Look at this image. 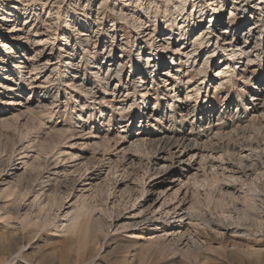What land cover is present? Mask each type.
Wrapping results in <instances>:
<instances>
[{"label":"rangeland","instance_id":"obj_1","mask_svg":"<svg viewBox=\"0 0 264 264\" xmlns=\"http://www.w3.org/2000/svg\"><path fill=\"white\" fill-rule=\"evenodd\" d=\"M168 1L0 0V264H264V236L247 220L264 210V101L258 100L257 89L264 83V19L257 14L227 21L232 33H241V44L244 33L251 31L246 45L255 48L250 62L246 57L243 63L230 60L233 67L243 65L234 72L232 84L216 87L220 58L202 72L213 47L199 48L194 67L185 58L178 66L168 64L169 57L161 53L159 59H167L161 76L177 72L167 77L176 95L194 92L195 85L205 82L198 103L196 94L187 99L189 113L183 120L181 112L170 114L168 102L174 100L179 107L184 100L170 99L165 83L151 84L158 75L153 78L155 69L144 65L154 42L178 15L173 0ZM193 3L186 0L189 14L196 8ZM201 4L208 14V4ZM138 19L145 27H139ZM209 27L205 16L186 41ZM153 30L158 31L154 41L148 35ZM173 34V44L181 45L176 29ZM138 49L143 50L140 58ZM118 60L121 65L107 70ZM33 64L41 68L34 70ZM140 69L145 71V86L135 77ZM132 102V108L122 110ZM228 105L233 116L215 121L208 137L193 128L194 110L198 114V109ZM139 115L145 116L143 133L153 136L143 151L123 154L126 144L115 140L109 150H96L93 157L92 149L79 146L104 136L114 139ZM181 131L194 139V147L183 152L185 160L190 151L198 153L192 167L182 161L172 164V179L152 175L162 148L181 149L176 136ZM171 135L177 138L168 139ZM202 149L214 153L212 162L200 160ZM83 151L84 157L73 161L70 154ZM197 169L198 182L191 180L187 193L185 186L178 192L185 177L177 174L194 176ZM100 172L103 188L94 196L90 183ZM108 185L113 187L111 195ZM157 194L171 209L192 206L200 219L174 224L165 213L150 219L161 211L159 206L151 209ZM74 201L92 211L75 230H67L62 222ZM182 229L186 236L180 240L173 232Z\"/></svg>","mask_w":264,"mask_h":264},{"label":"bare ground","instance_id":"obj_2","mask_svg":"<svg viewBox=\"0 0 264 264\" xmlns=\"http://www.w3.org/2000/svg\"><path fill=\"white\" fill-rule=\"evenodd\" d=\"M192 1H194L193 7H196V8L190 12L191 14H189L188 12H186V9H187L186 0H173L174 4L171 3V5H175L173 7L176 8V14H178V15H177V17L174 18V20H175V21L173 20L174 23H171V26L168 25V27H167V28L170 27L171 30L169 29V31L167 33L163 34L159 40H156L154 42V46H153L154 49H150L149 57L146 58V61H144L145 62L144 65H147L148 68H149V66H151L152 69H155L152 72L153 73L152 77L154 78L155 76L158 75L159 80L154 79L153 80L154 82L151 84H153L154 86H157L161 83H165L164 85L167 87L165 92H167V95L170 99H172V97H177V98H182V100H184L185 104H182L179 107H177L175 105L174 100L171 101V103L168 102V106H169L168 108H169L170 114L171 115L173 114L174 116H176L181 112L182 113L181 118L183 120H185V117L189 113V107H188L189 103L187 102L188 101L187 99L189 97L193 98V95L196 94L195 99H196V103H198V100L201 97V94L203 92V88H204L203 83H205V82H201L200 85L199 84L195 85V88H193L194 92H192V91L188 92V91H190V90H188L184 93V95L182 94V96L176 95L177 94L176 88L174 85L169 87V85H172L173 82H169V78H167V77L170 75H175V74H177V72L172 74L171 71H166L165 73H163L164 76H161V73L164 70L161 68L163 67V64L167 63L165 61L167 59H165V60L163 58L159 59V57L162 54H164L165 58L169 57L168 64H173L176 66L180 65L179 64L180 62L178 63L179 60H182V58H185L187 60V63L191 62L192 66L194 67V66H197L196 63H197V59L199 57V52H198L199 48H203L204 46L205 47L208 46L210 48L213 47V49L210 50V52H208L207 56L204 59V62L201 64V68L203 70L202 72H208L210 65L216 64V62L219 61V58H220V62H218V67L216 69L217 75H219L220 78L216 81H217V83L219 80H221V81H219V83L216 85V87L217 88L221 87L227 82L229 84H232L233 83L232 77L234 75V72L237 71L238 69H241L243 67V65L236 64V67H233L230 60L236 59L238 61V63H241L243 60L242 57H246V59L250 62L251 54L253 56L255 48L253 49L251 47L252 48L251 49V48H249L248 45H246L248 39L250 38V36H249V34L251 32L250 30H249L250 31L249 33H248V31H246L244 33V35L242 36L244 40H243V44H241V33H239V31L232 33V30H230V27L227 26V21L229 19L230 20L236 19V21H238L241 18L252 17V15L255 16L257 14H258L257 15L258 18L260 16L261 20L264 19V0H234V1L233 0H208L206 2H205V0H192ZM231 1H232V3L230 5H232V7L231 8L225 7L226 2H231ZM200 3H202L201 5H203V6L205 4H208V7L210 9V12L208 14L206 13V11H204L200 7V5H199ZM175 8H173V9L175 10ZM229 11H230V14H229ZM172 12L175 13V11H172ZM205 16L207 18H209V23H210L209 29L204 30L200 33H197L195 38H193L192 41L189 40L187 42L186 40L189 39L190 33L193 32L194 29H196L202 25V22L205 19ZM218 17H220V18L218 19ZM124 19H125V17H124ZM139 20H140L139 27H142V28L145 27L144 24H146V23L144 22V20L138 19L137 21H139ZM170 20L168 19V21H170ZM189 22H191V23H189ZM217 23H218V25L220 24V26H218ZM255 23L258 24V21H256ZM174 27H176L175 29H176V31H178V36L180 37V39H182V44H183V45L181 44L182 46L180 45V43H178L176 45L173 44V40L175 39V35L173 34L175 32V29H173ZM218 29H220L222 32H221V35H219L218 37L216 36V38H215L214 35L217 33ZM157 34H158V31H156V30L150 31V33L148 34L149 36H151L150 40L154 41L155 40L154 37ZM166 34H168L169 37H164V35H166ZM34 42L36 44V42H38V41H34ZM159 42H161V43L159 44ZM174 43H175V41H174ZM189 43L192 46V48L188 50V48L190 46ZM136 45H138V43H136ZM159 45H161V46H159ZM137 53L139 55V57H137V58H140L141 54H143V50L138 49ZM257 54L260 55L261 53H259V51H257L256 55ZM27 61L29 62L28 59H27ZM121 64H122V61L118 60V62H114L112 64L113 66L111 65L110 67H108L107 70H112L113 67H115L117 65H121ZM33 65H34V67H33L34 70L41 68V66H39V64H33ZM68 65L72 67V65H74V64L70 61L68 63ZM42 69H43V67H42ZM69 70H70V68H68L66 75L70 74L71 71H69ZM19 72H22V70L19 69ZM119 72H120L119 69L115 72L117 76L119 75ZM52 73H53V70H52ZM144 73H145V71L140 69L139 72L135 75L136 79L139 78L138 80L141 83L144 82L145 77H146V75H144ZM31 77L34 78V76H31ZM49 77H50V75H49ZM49 77H48V79H49ZM25 80H27V79L25 78ZM223 80H226V81L224 82ZM49 81H51V80H49ZM210 83H209V85H210ZM145 85L146 84L144 82L143 86H145ZM257 89L260 90V94L258 95V100L264 101V83L258 84ZM17 92H19V91H17ZM207 92H208V90H207ZM45 99H47V98H45ZM178 100H181V99H178ZM40 103H42V105H43L44 101L42 99H40ZM30 104H28V106ZM133 105H135V102H132L128 107L123 106L122 110L125 111L128 108H132ZM199 110H200V112L198 114H195L196 110H194L193 128L194 127L200 128V131L203 132V136H207V137L210 135L212 125L215 121H220L222 119L223 115H229V116L232 115L233 116V114H234V113H232L233 110L231 109V106H229V105L225 109H220V110H216V109H212V108H210L209 111L198 109V111ZM147 115H149V113H147ZM153 116H157L158 118L163 119V117H165V114L157 115V113H155V114H153ZM239 117H241V116H239ZM121 118H124V117L121 116ZM143 118H145V116L139 115L138 119H136L135 121L129 120L130 123L127 124V126L124 129L118 131L116 134V137L114 139H110L108 136H104V137L100 138L99 140H95L92 143H89L88 141H84V142L80 143L79 146H81V148L82 147L83 148L88 147V148L92 149L91 152H93V153L91 156H93V157L95 156L96 150H100V152L101 151L106 152V150H109L111 145L113 144L112 142H115V140L122 141L124 144H126L122 148L123 154L128 150H134V149L136 151H141V150L143 151L144 149L148 148V144L153 140V136L148 135L145 132L143 133V131H144L143 130V125H144ZM129 121H127V122H129ZM137 122H139L140 125H137ZM137 129H139V132L133 133V131H135ZM172 136H174V135H171L170 137H168V139H172L171 138ZM176 136H178V139H180V141H182V142H180L181 144L179 143L180 145L177 146L178 149H179V147H181V149H179L178 151L168 150L166 152L165 150H167V149L164 150V148H162V151L159 152V154H158L160 156L159 159H157L154 162V166H155L156 170L154 171V173L152 175H154V174L157 175L158 173H163L164 175H166L163 179H172L174 176L173 171L171 170L172 164L185 161V163L189 164L190 168L192 167L191 159L194 158L195 156H197L198 153L190 151L191 155H189V157H187V159L185 160L183 152H184V148L191 149L192 147H194V145H192V142L194 140L193 137L189 133L184 132V131H181V134L176 135ZM176 136H174V137L177 138ZM61 137H62V135H61ZM75 144H78V143H75ZM171 144H173V143H170L169 145L171 146ZM41 146H42V144H41ZM44 147H46V146H44ZM44 147H42L41 149H43ZM38 149L40 150V148H38ZM48 150L50 151L52 149L50 148ZM43 151H44V149H43ZM201 152H202V154L200 156L201 157L200 160L209 161V162L213 161V159H214L213 158V156H214L213 152L208 153L205 151V149H202ZM70 155H71V158L73 159V161H75L77 159L76 157H81V158L84 157L85 151H83V153H81V154L71 153ZM128 161H130V162L133 161V157H129ZM167 161H169L170 163H164ZM103 166H105V165L103 164ZM108 166H109V170H111L112 169L111 164H109ZM186 171L190 172L189 169ZM101 172L99 174H97L98 176L92 178L93 181L90 183V185H91V189H92L93 194H91V195L95 196L103 188V186L101 187L100 183L98 182V180L101 178V174H102ZM109 172H111V171H109ZM187 172L184 175L183 174H181V175L177 174V176H179V179L181 176L185 177L182 179L181 182H179L180 186L177 188L178 192L180 191V189L183 186H185L186 193H187L189 191L188 189L190 187L191 180H193V183H195V184L198 182V180H197L198 178H197L196 174L199 173V169L196 170L197 173H195L194 176L188 175L189 173H187ZM114 173H116V172H114ZM108 174L109 173H107V175ZM114 179L115 178L113 177V180L112 179L111 180L114 182L113 184H116L117 181H115ZM144 183H145V181H144ZM145 184H143V190H144V192H148L149 189H147V187H145ZM44 188L45 187H43L42 189H44ZM157 189H159V188L154 187V190H157ZM106 190H107L108 194H110V195L114 193L113 187H111V185H108ZM162 192H163V190H162ZM228 192H230V191H228ZM186 193H185V196H186ZM157 195L158 196L155 197L153 199V202H152L153 205L156 203V206L154 205V207H152V208L150 207V208L155 209L157 206H159L161 211L158 215H154V214L151 215L152 217L150 216L149 217L150 219H153L156 216L162 217L163 213H165L166 216L170 215V219L173 220L174 224H179L183 220H195V219L199 220L200 219L199 215L193 210L192 206L185 207V205H184V206H180L179 208L174 207L171 209V208L167 207L166 200L162 201L159 194H157ZM40 196L42 197L43 195L41 194ZM184 197L182 198V200L187 199V198L185 199ZM176 198H177V193H176ZM45 201H47V199ZM160 202H161V204H160ZM40 206H43V202L40 204ZM91 211H92V208H90L88 206V204L83 203L81 205L80 203L74 201V203L70 206V209L64 215L65 219L62 222V227L64 229H67V230L68 229H74L75 230L78 227L79 223L82 221V219L86 218L90 214ZM263 213H264V210H261L259 213V217H257L256 219L255 218L252 219V217L248 216L249 218H247V220L251 221L250 222L251 224L254 223L258 227L257 232L260 235L264 236V220H263L264 216L262 215ZM260 217L263 219H260ZM147 218L148 217H146V219ZM161 219H163V218H161ZM258 219L263 220V221H260ZM45 220L48 221V218H46ZM144 220L145 219L143 218L142 221H144ZM138 224L139 223H137L136 225L138 226ZM173 233L176 234L180 240H183L184 236H186V232L183 229L180 231L174 230ZM187 239H189V238H187Z\"/></svg>","mask_w":264,"mask_h":264}]
</instances>
